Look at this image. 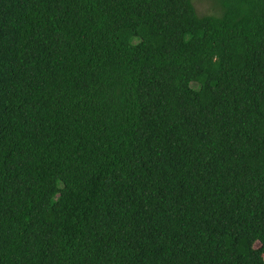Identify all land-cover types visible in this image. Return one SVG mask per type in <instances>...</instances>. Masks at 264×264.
<instances>
[{"label": "trees", "instance_id": "trees-1", "mask_svg": "<svg viewBox=\"0 0 264 264\" xmlns=\"http://www.w3.org/2000/svg\"><path fill=\"white\" fill-rule=\"evenodd\" d=\"M0 0V264H264V0Z\"/></svg>", "mask_w": 264, "mask_h": 264}, {"label": "rangeland", "instance_id": "rangeland-1", "mask_svg": "<svg viewBox=\"0 0 264 264\" xmlns=\"http://www.w3.org/2000/svg\"><path fill=\"white\" fill-rule=\"evenodd\" d=\"M199 15L219 14L220 9L216 0H192Z\"/></svg>", "mask_w": 264, "mask_h": 264}]
</instances>
